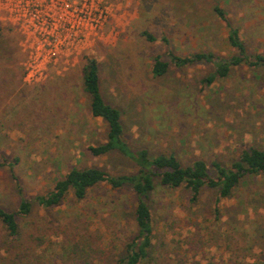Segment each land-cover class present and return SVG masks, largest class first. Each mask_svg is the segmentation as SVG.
I'll list each match as a JSON object with an SVG mask.
<instances>
[{
  "label": "rangeland",
  "instance_id": "1",
  "mask_svg": "<svg viewBox=\"0 0 264 264\" xmlns=\"http://www.w3.org/2000/svg\"><path fill=\"white\" fill-rule=\"evenodd\" d=\"M111 37L97 42L75 69L37 85L23 78L21 36L0 10V154L17 157L25 194L49 192L72 167L133 171L118 156L94 158L88 147L106 139L91 119L82 87V59L100 63L103 94L122 112L126 141L151 154L175 153L184 165L204 159L229 164L247 147L264 150V68H235L224 80H204L208 64L151 74L153 59L212 51L228 57V31L217 4L240 28L249 52L264 53V0H114ZM144 31L157 40L149 42ZM204 189L191 204L185 188H159L152 202L153 264H264V174L247 177L217 203ZM20 198L0 170V205L15 211ZM135 196L102 184L84 200L70 193L61 206H34L19 219L18 237L0 223V264H116L137 234ZM221 211L220 219L215 209Z\"/></svg>",
  "mask_w": 264,
  "mask_h": 264
},
{
  "label": "trees",
  "instance_id": "2",
  "mask_svg": "<svg viewBox=\"0 0 264 264\" xmlns=\"http://www.w3.org/2000/svg\"><path fill=\"white\" fill-rule=\"evenodd\" d=\"M213 13L224 22L228 31L227 43L234 53L222 57L212 51H200L187 56L171 52L169 61L157 56L151 67L154 78L166 76L172 67L182 70L196 64H208L214 71L204 82L211 84L217 79L228 78L235 68H264V53L249 52L240 28L232 23L227 12L216 4ZM142 36L149 42L157 40L148 31H144ZM100 70V63L96 58L86 56L82 59V87L89 100V117L102 120L107 129L105 141L89 146L88 152L94 158L118 156L131 165L133 171L111 173L94 166L72 167L63 177L57 179L49 192L30 198L25 194L17 176L16 168L20 159L0 154V170L10 173L20 198L15 211H9L0 205V223L8 236L15 238L20 233L19 219L30 216L35 205L43 209L61 206L70 193H73L77 201H81L87 197L90 189L102 184L110 185L113 189L129 188L135 196L134 218L137 234L126 244L125 254L116 264H153L151 253L155 227L152 202L155 192L159 188H185L190 203L197 204L204 189L216 190L219 203L231 198L245 178L264 174V150L247 147L229 164L214 160L210 168L204 159H196L184 165L175 153L151 154L146 147H134L126 141L121 110L108 102L103 94ZM215 217H221L219 207L215 209Z\"/></svg>",
  "mask_w": 264,
  "mask_h": 264
},
{
  "label": "built area",
  "instance_id": "3",
  "mask_svg": "<svg viewBox=\"0 0 264 264\" xmlns=\"http://www.w3.org/2000/svg\"><path fill=\"white\" fill-rule=\"evenodd\" d=\"M0 10L21 36L23 78L33 85L75 69L91 46L116 31H108L111 0H0Z\"/></svg>",
  "mask_w": 264,
  "mask_h": 264
},
{
  "label": "crops",
  "instance_id": "4",
  "mask_svg": "<svg viewBox=\"0 0 264 264\" xmlns=\"http://www.w3.org/2000/svg\"><path fill=\"white\" fill-rule=\"evenodd\" d=\"M111 1H114V0H111Z\"/></svg>",
  "mask_w": 264,
  "mask_h": 264
}]
</instances>
